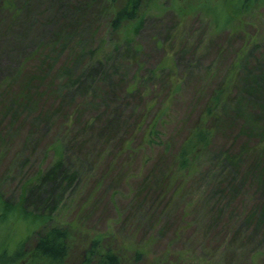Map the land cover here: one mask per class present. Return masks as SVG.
Segmentation results:
<instances>
[{
    "label": "trees",
    "instance_id": "1",
    "mask_svg": "<svg viewBox=\"0 0 264 264\" xmlns=\"http://www.w3.org/2000/svg\"><path fill=\"white\" fill-rule=\"evenodd\" d=\"M208 1L210 0L202 2L209 5ZM96 2L98 1L83 0L64 11L61 9V12L53 13L50 21L58 23L60 19L63 23L47 25L48 31L43 32L37 44L29 51L22 52L17 66L10 71L7 79L4 82L0 80V88L3 86L6 90L11 88L13 80L19 84L15 93L14 89L10 95L5 93L7 101L1 105L10 117L22 115L24 111L30 114L25 117L32 116L35 120L34 126L37 122L47 125L51 119L61 117L64 129L69 127V123L74 129L72 133L63 132L61 139L55 144L58 158L24 182L18 202L0 192V241L4 235L7 236L0 244V264H18L25 258H31L33 264L35 261L40 264L66 263L73 247L71 229L49 224V221L52 220V213L58 203L62 201L64 191L80 179L77 164L68 163L69 155L75 154L78 158L86 159L103 139L104 150L116 140L113 145L116 148L119 145L121 151L130 158L137 150L145 147L153 149L159 143L161 145V142L166 144L160 129L162 117L156 115L150 120L148 118L154 106L155 89L151 79L163 73V68L172 65L167 63L165 67L148 71L140 68L129 74L131 59L142 50V44L136 37L145 26L144 8L149 1L115 0L119 5L109 11L111 17L106 20L105 31L99 37L98 33L100 29H104V25L96 24L102 14L101 9L97 12L92 10ZM229 3L231 6L227 9ZM263 3L264 0L218 1V6H215L216 28H225L235 14ZM23 9L24 6L18 0H0V10L12 19L18 17ZM88 14L92 15V21L89 25H83L84 21L78 20V17L84 18ZM254 47H257L256 42ZM249 58V61L244 60L245 64L237 72H234V62L222 81L212 89L196 123L175 147L168 172L161 171L151 175V180L146 178L149 182L134 196L132 211H140L142 219H147L148 222L151 220L148 212H154L153 216H156L151 222L162 227L165 221L171 219L175 205L181 203L182 198L178 196L183 182L191 174L199 175V166L204 167L200 176L203 179L209 178L208 189L195 199L197 206L196 202L190 205L191 201L184 204L174 237L179 232L182 234L187 227L183 217L200 214L203 209L206 213L208 210L211 212L209 224H214L211 223L212 220L214 222L216 219L226 218L227 210L233 206L232 196L247 183L250 184L249 187H253L245 189L244 196L252 198L255 203L246 210H242L243 207L238 209L235 203L233 207L240 211H236L233 223L229 225L232 229L230 238L238 239L242 236L259 239L262 237L257 236L264 234V51L258 57L253 53ZM29 61L38 62L37 71L34 69L31 75L18 80L23 75L21 71L24 65ZM36 82L40 85H36ZM41 84L52 91L57 103L54 107L52 104L47 110L37 112ZM142 93L148 97L146 102L139 100ZM113 94H117L119 98H114ZM130 96L134 102L128 101ZM128 103H131L129 108L132 114H125L123 111L128 109ZM95 104L100 107L93 110L94 114L98 113L97 116L92 114L83 117V109ZM101 110L103 111L100 112ZM239 120L244 133L259 135L255 145L252 148L248 144L243 145L238 154L230 153L231 144L226 142L224 147L220 146L215 150L216 135L232 129L235 121ZM137 134L141 136L139 143L135 140ZM170 146L169 143L164 146L166 153H171L173 146ZM206 155L210 156L213 165L220 166V170L213 172L211 170L214 167H205L200 162ZM245 155L251 161L242 168V158ZM43 193L45 197L42 196ZM12 223L15 224L12 230L6 231ZM147 223H143L144 226ZM21 224H31V229L26 230L24 237L15 246L8 247L9 236L12 237ZM246 233H249L248 237ZM107 237L106 234H99L91 238L83 247L77 264H121L122 261H129L124 255L123 245L119 242L113 244L106 240ZM30 241L31 246L28 245ZM188 244L190 246L191 243ZM228 251H232L230 255L235 257L233 252L237 250L234 245H229ZM134 253L137 261L144 258L143 250L137 249ZM217 262L219 261L213 260L207 264Z\"/></svg>",
    "mask_w": 264,
    "mask_h": 264
},
{
    "label": "rangeland",
    "instance_id": "2",
    "mask_svg": "<svg viewBox=\"0 0 264 264\" xmlns=\"http://www.w3.org/2000/svg\"><path fill=\"white\" fill-rule=\"evenodd\" d=\"M18 1L22 3L24 9L15 19L0 10V80L3 82L17 66L22 52L29 51L37 44L43 32L48 31L47 25L63 23L60 19L58 23L51 22L53 13L61 12V9L64 11L83 0ZM97 1L92 10L97 12L101 9L102 14L96 24L104 25V29H100L98 33L99 37L105 31L106 20L111 17L109 11L119 3L115 0ZM148 1L144 8L145 26L136 37L142 44V50L139 55L131 56L133 58L130 61L132 66L129 74L140 68L148 71L152 68L165 67L167 63L172 65L163 68L161 71L163 73L151 79L155 89L154 106L148 118L150 120L156 115L162 117L160 129L166 144L161 142L162 144L159 143L156 148L145 147L137 150L130 158L121 151L119 145L118 148L113 145L116 140L104 150L103 139L86 159L78 158L75 154L68 156V163L77 164L80 179L74 181L64 191L62 201L58 203L52 213L53 218L49 221V224L67 226L71 229L73 247L65 264H77L83 247L99 234L102 236L106 234L108 236L106 240L113 244L119 242L123 245L124 255L129 261H122L121 264H207L213 260L219 261L217 264H264V234L257 236L262 237L259 239H247L242 236L238 239L230 238L232 229L229 225L233 223L232 218L236 211H240L242 207V210L251 208L255 203L252 198L244 196L245 189L253 187H249L248 183L232 196L233 206L236 203L240 210H235L231 206L226 212V218L216 219L214 222L212 220L211 223L214 224L208 222L211 215L209 210L206 213L203 209L200 214L183 217L187 227L176 237L174 232L180 224L184 204L191 201L190 205L196 202L197 206L195 199L208 189L209 178L203 179L200 176V172L204 171L203 166L197 168L199 172L195 171L199 175L191 174L183 182L178 196L182 198L181 203L175 205L171 219L165 221L162 227L151 222L156 216H153L154 212H148L151 219L148 222L147 219H142L140 211H132L134 196L139 194L147 181L149 182L147 179L161 171L168 172L175 147L196 123L212 89L226 76L231 65L235 62L234 72H237L245 61L250 60V55L252 57L254 53L258 57L264 51V3L235 14L225 28L217 29L215 6H218L217 2L221 0H210L209 5L203 4V0ZM226 1L233 2L224 0ZM230 6L231 3L227 4V9ZM57 16L59 18V15ZM84 18L78 17V20L84 21L83 25H89L92 15L88 14ZM255 42L257 47H254ZM37 63L29 61L25 64L21 71L23 75L18 80H23L29 76L28 74L31 75L34 69L37 71ZM12 82L14 83L8 90L3 86L0 88V192L18 202L24 182L36 176V173L43 171L58 158L55 144L61 139L63 132L72 133L74 129L70 123L69 127L64 129L61 117L51 119L47 125L37 122L36 126L32 116L25 117L30 114L24 111L22 115L10 117L1 105L7 101L6 95H10L13 89L15 93L19 88L17 81ZM36 85L40 84L36 82ZM38 91L41 95L38 99L37 112L41 109L47 110L52 104L53 107L56 106L57 99L55 100L52 91L48 90L46 85L41 84ZM19 95L23 96L22 93ZM114 98L119 97L116 94ZM139 100L146 102L148 97L142 93ZM128 101L134 102L131 96ZM130 106L131 103L128 109H123L125 114L133 113ZM97 108H100L98 104L84 108L83 117L94 114L93 110ZM140 137L138 134L135 135L137 143ZM258 138V134L244 133L239 120L235 121L232 129L216 135L214 149L224 147L226 142L228 145L231 144L229 152L238 154L240 147L248 144L252 148ZM168 143L170 147L173 146L171 153L164 151V146ZM262 156L264 157V151ZM209 157L203 156L200 162L205 167H214L211 170L213 172L220 170V166L213 165L214 162L210 161ZM250 161V157L243 156L242 168ZM42 196L45 197V193ZM143 223L147 224L144 226ZM14 225L12 223L6 231H11ZM30 229L31 224L19 225L17 232L12 237L9 236L8 247L15 246L18 240L24 237L26 230ZM248 235L249 233H246L247 237ZM6 237V235L2 237L0 244ZM31 244L32 241L28 243L29 246ZM229 245H234V249L237 250L233 252L235 257L230 255L232 251H228ZM137 249L145 252L144 258L140 261L136 260L134 253ZM198 259L200 261H197ZM31 261H33L31 258H25L18 264H33ZM34 263L40 264L38 261Z\"/></svg>",
    "mask_w": 264,
    "mask_h": 264
}]
</instances>
